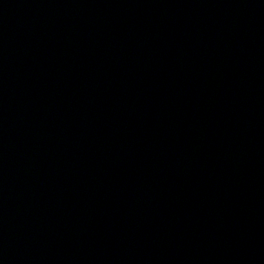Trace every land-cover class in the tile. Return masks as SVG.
<instances>
[{
    "label": "water",
    "instance_id": "obj_1",
    "mask_svg": "<svg viewBox=\"0 0 264 264\" xmlns=\"http://www.w3.org/2000/svg\"><path fill=\"white\" fill-rule=\"evenodd\" d=\"M0 264H264V0H0Z\"/></svg>",
    "mask_w": 264,
    "mask_h": 264
}]
</instances>
